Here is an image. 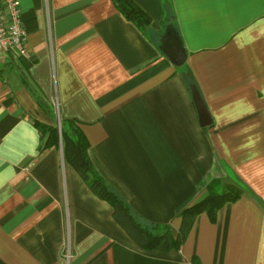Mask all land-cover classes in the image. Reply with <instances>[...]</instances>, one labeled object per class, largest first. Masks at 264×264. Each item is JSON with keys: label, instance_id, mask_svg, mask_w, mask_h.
<instances>
[{"label": "crops", "instance_id": "crops-1", "mask_svg": "<svg viewBox=\"0 0 264 264\" xmlns=\"http://www.w3.org/2000/svg\"><path fill=\"white\" fill-rule=\"evenodd\" d=\"M17 1L29 58L0 55V262L264 264V0H131L145 31L111 0ZM63 120L141 221L175 237L183 210L209 193L220 207L177 250H142L61 141L40 150L38 125Z\"/></svg>", "mask_w": 264, "mask_h": 264}, {"label": "trees", "instance_id": "trees-1", "mask_svg": "<svg viewBox=\"0 0 264 264\" xmlns=\"http://www.w3.org/2000/svg\"><path fill=\"white\" fill-rule=\"evenodd\" d=\"M119 13L135 27L145 31L149 18L131 0H111ZM34 96V95H33ZM42 105V103L38 102ZM41 133L40 150L57 147L62 143L65 162L77 173L87 188L112 209V217L133 243L146 252L166 254L177 250L193 224L197 214L206 212L213 216L222 203V196L210 194L201 202L180 213L181 227L174 237L167 225L141 221L98 175L88 156L89 145L80 126L73 120L60 123V134L56 128L38 125ZM0 264H3L0 262Z\"/></svg>", "mask_w": 264, "mask_h": 264}, {"label": "built area", "instance_id": "built-area-1", "mask_svg": "<svg viewBox=\"0 0 264 264\" xmlns=\"http://www.w3.org/2000/svg\"><path fill=\"white\" fill-rule=\"evenodd\" d=\"M0 55L13 61L29 58L25 27L17 0H0Z\"/></svg>", "mask_w": 264, "mask_h": 264}, {"label": "water", "instance_id": "water-1", "mask_svg": "<svg viewBox=\"0 0 264 264\" xmlns=\"http://www.w3.org/2000/svg\"><path fill=\"white\" fill-rule=\"evenodd\" d=\"M176 43H177V38L175 37ZM173 64L176 67H181L184 63V56L181 52V49L179 47V44L177 43L176 51L174 53L173 57ZM192 99L197 111V116L199 120V124L201 127H208L211 124V120L209 118V115L205 109V106L201 100V98L196 94H192Z\"/></svg>", "mask_w": 264, "mask_h": 264}]
</instances>
